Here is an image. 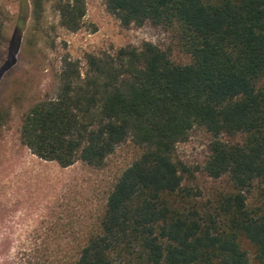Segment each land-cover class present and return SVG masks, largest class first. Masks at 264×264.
<instances>
[{"label":"trees","instance_id":"1","mask_svg":"<svg viewBox=\"0 0 264 264\" xmlns=\"http://www.w3.org/2000/svg\"><path fill=\"white\" fill-rule=\"evenodd\" d=\"M106 5L124 26L178 31L191 62L150 42L89 55L84 77L65 60L56 98L26 115L23 144L64 169L102 168L129 141L142 150L113 185L100 230L66 264H264V0ZM60 12L65 28H81L79 1ZM195 127L214 139L206 173L230 185L207 200L185 184L188 168L175 156Z\"/></svg>","mask_w":264,"mask_h":264},{"label":"rangeland","instance_id":"2","mask_svg":"<svg viewBox=\"0 0 264 264\" xmlns=\"http://www.w3.org/2000/svg\"><path fill=\"white\" fill-rule=\"evenodd\" d=\"M42 1L39 8L37 0H0V264H66L74 258L100 230L113 185L142 153L129 141L102 168L78 161L64 169L23 144V121L35 105L56 98L65 60L79 63L84 77L89 55L150 42L177 64L191 62L178 31L152 22L124 26L108 11L107 0ZM77 1L85 15L81 28L71 31L62 25L60 5ZM242 139L222 137L234 144ZM213 140L195 127L175 153L188 168L185 184L199 189L204 200L230 189L226 178L205 171ZM242 247L254 257L252 244L243 240Z\"/></svg>","mask_w":264,"mask_h":264}]
</instances>
